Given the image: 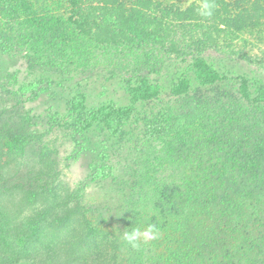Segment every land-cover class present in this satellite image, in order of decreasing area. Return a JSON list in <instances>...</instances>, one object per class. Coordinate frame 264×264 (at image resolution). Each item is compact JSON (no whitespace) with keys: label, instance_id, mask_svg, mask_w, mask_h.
I'll return each mask as SVG.
<instances>
[{"label":"rangeland","instance_id":"374dc122","mask_svg":"<svg viewBox=\"0 0 264 264\" xmlns=\"http://www.w3.org/2000/svg\"><path fill=\"white\" fill-rule=\"evenodd\" d=\"M164 1L182 9L196 0ZM44 14L42 0H0V139L20 130L28 136L18 157H3L0 171V207L10 229L24 228L29 217L39 223L38 215L48 207L46 196L56 188L59 199L67 203L50 217L67 219L68 232L83 219L96 223L106 252L112 248L120 264H264L257 250L264 243V214L262 221L248 218L244 232L234 223L210 222L211 233L202 243L195 232L179 243V233L167 221L157 227L155 239L139 237L142 246L133 251L125 240V219H143L141 233L154 219L163 221L150 201L155 194L149 192L152 185L146 177L154 158L168 156L161 152H169L173 135L163 137L157 129L170 128L172 117L181 111L195 114L194 109L214 100L216 93L194 79L196 55L172 56L155 66L141 61L135 68L106 61L82 68L65 58H43L27 45L32 31L26 23ZM246 52L260 57V47ZM199 57L226 74L228 80L217 85L224 94L229 88L237 90L236 73L264 79L258 65L238 64L214 50ZM186 84V95L174 94L175 87ZM143 93L151 100H139ZM154 121L162 124L153 126ZM227 183L219 194L231 188ZM174 203L180 205V200ZM57 242L52 239L56 246ZM249 247L252 250L243 255Z\"/></svg>","mask_w":264,"mask_h":264},{"label":"trees","instance_id":"16d2710c","mask_svg":"<svg viewBox=\"0 0 264 264\" xmlns=\"http://www.w3.org/2000/svg\"><path fill=\"white\" fill-rule=\"evenodd\" d=\"M205 2L214 6L210 17L201 15ZM42 5L45 14L29 19L26 26L32 31L27 45L43 58H65L82 68L105 61L135 68L141 61H152L155 66L172 56L196 55L194 79L216 93L214 100L194 109L195 114L181 111L172 117L170 128L157 129L163 137L172 134L173 138L168 142L169 152H161L168 156H158L149 165L146 178L152 185L149 192L155 194L150 201L159 219H163L162 223L154 219L150 225L160 228L170 221L174 233H179V243L194 232L196 237L201 236L202 243L211 233L210 222L234 223L244 232L250 224L248 218L262 221L264 79L236 73L237 90L229 88L224 94L217 85L228 80L226 74L199 55L214 50L238 64L258 65L264 72V0H196L182 9L164 0H42ZM259 47L260 57L256 59L246 52ZM187 85L175 87L174 94L186 95ZM138 96L139 100H151L144 93ZM158 124L162 123L154 121L153 126ZM27 138L20 130L0 139V171L3 157H18ZM157 161L162 163L158 166ZM227 181L231 188L219 194V188L229 186ZM50 192L46 196L47 209L38 215L40 222L29 217L24 228L11 230L9 217L0 207V264H120L112 248L106 252L96 223L82 217L68 232L67 219L57 214L50 217L67 203L59 199L56 188ZM174 200H180V205ZM138 218L125 219L128 233L143 224ZM54 238L57 246L52 243ZM250 250L244 249L243 255ZM257 250L264 256V243ZM259 259L264 261V257Z\"/></svg>","mask_w":264,"mask_h":264},{"label":"clouds","instance_id":"9594fccd","mask_svg":"<svg viewBox=\"0 0 264 264\" xmlns=\"http://www.w3.org/2000/svg\"><path fill=\"white\" fill-rule=\"evenodd\" d=\"M213 5L205 2L201 9V15L205 17H210L213 14ZM159 229L155 225H150L147 230L141 233L139 230H133L130 233L125 234V240L132 248H138L137 243L139 237L143 236L145 240L155 239L158 234Z\"/></svg>","mask_w":264,"mask_h":264}]
</instances>
